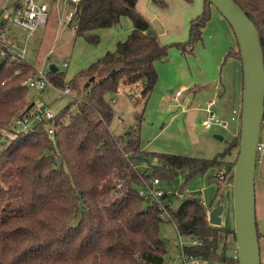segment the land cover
I'll return each instance as SVG.
<instances>
[{"label":"trees","instance_id":"1","mask_svg":"<svg viewBox=\"0 0 264 264\" xmlns=\"http://www.w3.org/2000/svg\"><path fill=\"white\" fill-rule=\"evenodd\" d=\"M137 1L78 0L71 4L75 36L88 44H98L95 31L118 26L122 17L131 21V30L113 50L68 81L64 72L48 69L46 76L53 88H68V96L76 98L55 113L52 121L1 143L0 264H165L166 245L159 233L163 221L172 223L190 243L198 242L183 244L184 255L202 262L237 264L233 230L208 223L207 212L216 198L206 208L196 194H187L175 209L164 207L169 217L162 220L159 205L140 197L137 189L150 178L170 181L178 173L190 178L219 168V158L238 147L239 133L212 159L153 154L157 164L149 174L134 166L149 156L140 146L138 127L130 126L122 135L110 130L111 99L126 95L135 104L146 101L157 82L156 63L172 47L182 54L191 52L201 40L212 7L202 0L201 12L189 20L187 40L164 44L154 32L147 33L151 28ZM147 1L159 10L169 7L164 0ZM232 1L255 26L264 63V0ZM4 29L5 24H0V33ZM226 57L241 65L237 43ZM34 71L32 64L12 59L8 53L0 57V135L32 104L25 81ZM235 160L228 164L223 180L214 177L217 190L222 184H232ZM165 198L166 194L160 202Z\"/></svg>","mask_w":264,"mask_h":264},{"label":"rangeland","instance_id":"2","mask_svg":"<svg viewBox=\"0 0 264 264\" xmlns=\"http://www.w3.org/2000/svg\"><path fill=\"white\" fill-rule=\"evenodd\" d=\"M26 1L0 0V24H5L0 36H9L14 51H24L25 59L32 64L35 71L45 72L53 65L57 70L64 72L65 81L105 51L113 50L116 42L122 41L118 38L124 40L131 30V21L122 17L119 25L113 27V30L111 28L114 37L110 34L111 37H105L104 40L99 35L98 44H88L82 38L74 36L70 24L65 19V14L73 10L69 1L30 0L36 5L45 4L48 7V22L26 38L24 29L15 22V6H23ZM164 1L170 6L166 13L159 11L157 6L147 0H138L137 7L149 22L151 31L162 43L186 41L187 24L201 12L202 0H191L189 3L185 0ZM201 37L202 40L194 44L191 52L182 54L180 50L172 47L169 54L156 63L157 82L146 101L135 104L126 95H119L112 104L114 116L110 130L113 134L122 135L130 126L138 127L140 146L149 153L147 160L143 159L134 164L141 173L150 174L151 167L157 164L153 154L212 159L223 153L233 138L238 136L242 95L241 65L236 59L225 58L230 49L236 47V40L230 26L214 7L210 8V18L202 28ZM64 63L67 67L63 66ZM191 74L195 79L198 78V81L212 84L213 93L204 92L197 95L189 107L192 110L190 113L184 114L180 112V108L170 112L162 111V105L170 101L176 91L183 93L182 98H188L187 85L191 81ZM213 81L216 84H213ZM217 83L222 90V96L218 99L215 93ZM73 98H76L74 94L68 96L51 87L46 88L41 97L33 89H29L27 94L29 102H42L50 106L54 113H58ZM210 101L214 102L211 109L215 119L224 123L225 127L213 124L205 128L202 125L207 119V106ZM189 117H193L194 122ZM260 141L264 142V120ZM237 153L238 147L232 149L229 155L221 156V166L206 173H197L190 178H187L185 173H178L170 181L160 180L159 187L166 194V198L162 200L163 206L168 205L170 209H175L187 194H196L205 207L210 206L216 198L215 200H219L223 206L221 226L233 229L232 184H222L220 190H217L214 177L236 159ZM254 190L260 264H264V155L256 164ZM159 233L166 245L165 264H178L180 244L188 245L190 240L179 236L170 222H161ZM231 252L229 248L227 254ZM203 263L235 264L219 261Z\"/></svg>","mask_w":264,"mask_h":264},{"label":"water","instance_id":"3","mask_svg":"<svg viewBox=\"0 0 264 264\" xmlns=\"http://www.w3.org/2000/svg\"><path fill=\"white\" fill-rule=\"evenodd\" d=\"M230 26L242 68L241 114L238 154L232 171L233 234L237 264H260L255 216L254 174L256 147L264 117V63L258 32L252 21L232 0H206ZM148 34L152 31L148 30ZM49 70L57 71L51 65ZM92 80V78L90 79ZM223 206L216 200L208 212V223L221 225Z\"/></svg>","mask_w":264,"mask_h":264},{"label":"built area","instance_id":"4","mask_svg":"<svg viewBox=\"0 0 264 264\" xmlns=\"http://www.w3.org/2000/svg\"><path fill=\"white\" fill-rule=\"evenodd\" d=\"M69 1L71 4L77 3L78 0H66ZM73 10L71 12H68L65 14L66 21L70 24L71 29L73 31L76 30L77 26L73 23ZM48 20V7L45 4H39L36 5L32 3L30 0H27L23 6L18 7L15 10V22L19 24L24 31L26 32V38L31 36L38 27L44 26ZM10 39L8 41L7 36H0V57L4 56L5 54H10L12 56V59L16 60H24L25 55L24 51L21 53H17L14 51L13 47L11 46ZM28 62V61H27ZM64 67L67 66L66 63L63 64ZM47 71H35L34 74L29 77L25 81V85L29 89H33L36 92H38L39 96H42L43 91L53 86L49 82L47 76ZM62 94H69V89L66 88L63 91H61ZM182 92L176 91L174 96L172 97V102L175 106L180 108L181 111H184L185 106L181 102L182 98ZM116 101V98L111 99V104H114ZM213 101L208 102L207 106V119L203 121L202 125L205 128H209L213 124H217L218 126L225 127L226 125L224 123H219L214 116V113L212 112V106ZM55 113L51 111L50 106L42 103V102H32L30 107L20 116H18L13 124L11 129H6L1 132L0 135V148L1 143L6 140H13L15 139L20 133H27L31 131L34 127H36L38 124L44 123V122H50L54 119ZM256 161L257 163L263 158L264 155V142L259 141L256 147ZM227 172V169H225L223 172L220 171L216 178L218 180H223L225 178V174ZM160 180L157 178H150L149 180L144 183L143 186L137 189V194L140 197H143L144 199H147L149 201L155 202L159 205L163 213L160 215V218L162 220L168 219V212L165 210V206H163L162 202H160V199L163 195H165V192L163 189L159 187ZM198 242L192 241L190 245H197ZM185 245V244H184ZM181 246V253L178 257L179 263L178 264H205L199 259H195L189 256L184 255L182 251L183 243L180 244ZM233 258L237 260V252L236 249L233 251Z\"/></svg>","mask_w":264,"mask_h":264},{"label":"crops","instance_id":"5","mask_svg":"<svg viewBox=\"0 0 264 264\" xmlns=\"http://www.w3.org/2000/svg\"><path fill=\"white\" fill-rule=\"evenodd\" d=\"M148 4H149V2H148ZM19 7H20V5H19ZM170 7V6H169ZM169 7L166 9V10H159V11H161L162 13H166V12H168V10H169ZM138 8V7H137ZM47 22H48V20H47ZM47 22H46V24H47ZM45 24V25H46ZM44 25V26H45ZM187 27H188V24H187ZM112 30H113V28H112ZM111 28H109L108 30H106V29H99V30H96L95 31V33L97 34L98 33V36L100 35V37H101V39H104V40H106V38L105 37H111V35L113 36V34L111 33ZM73 34H74V36H75V32L73 31ZM111 34V35H110ZM76 37V36H75ZM114 37V36H113ZM119 40H123L122 38H118ZM113 40H117L116 38H113ZM201 40H202V37H201ZM110 50H112V49H110ZM106 52V51H105ZM104 52V53H105ZM103 53V54H104ZM99 54H101V52L99 53ZM102 54V55H103ZM101 55V56H102ZM93 62V61H92ZM90 64V63H89ZM67 67V66H66ZM185 74H187V73H185ZM203 74V73H202ZM190 79H191V81H189V83H188V88H187V90H188V94H189V96H188V98L186 99V98H181V102L183 103V105L184 106H186L187 108L186 109H184V111H181L180 110V112H183L184 114H187V113H190L192 110L191 109H189V107L191 106V103H192V101L194 102V98L197 96V95H202V93H204V92H206V93H213V91H212V88H213V86H212V84H209V83H207V82H202V80H200V81H198L197 79H195L194 78V75L193 74H191L190 75V77H189ZM192 82V83H191ZM215 82L213 81V84H214ZM219 83V82H218ZM217 83V90L215 91V93H216V97H217V99L218 98H221V96H222V93H221V91L222 90H220V88H219V84ZM216 84V83H215ZM45 91V90H44ZM43 91V92H44ZM183 95V94H182ZM192 99H190V98ZM178 109V107L177 106H175L174 104H173V102H172V99L170 100V101H168L167 103H164L163 105H162V111H165L166 110V112H170V111H175V110H177ZM190 118V117H189ZM190 120L191 121H193L194 120V118L192 117V118H190ZM194 122V121H193ZM192 127H193V125H192ZM145 148V150H146V147H144ZM229 164V163H228ZM226 169H228V167H226ZM215 203V202H214ZM207 208V207H206ZM210 211V210H209ZM208 211V212H209ZM207 212V213H208Z\"/></svg>","mask_w":264,"mask_h":264}]
</instances>
